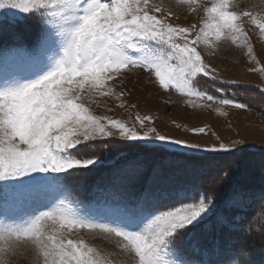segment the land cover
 Listing matches in <instances>:
<instances>
[{
    "label": "snow or ice",
    "instance_id": "snow-or-ice-1",
    "mask_svg": "<svg viewBox=\"0 0 264 264\" xmlns=\"http://www.w3.org/2000/svg\"><path fill=\"white\" fill-rule=\"evenodd\" d=\"M175 5L186 6L192 13L202 7L199 25L170 22L175 13L163 0H0V36L15 37L16 29L28 21L37 28L31 45L14 42L0 49V264L28 252L33 254L31 264H116L110 254L71 238L80 231L114 242L131 264H194L176 248V239L190 237L215 213V193L177 197L164 208L145 197L95 215L91 210L81 214L63 198L51 196L62 190L69 177L94 170L99 163L96 142L103 138L118 136L160 149L234 151L224 143L202 148L155 128L141 134L121 120L93 114L85 103L91 97L121 101L124 93H117L112 82L139 70L154 78L162 91H175L188 97L189 103L195 97L248 108L235 99L201 90L198 84L207 78L212 82L209 87L219 94L225 84L236 83L226 80L205 59L206 50L214 55L222 43L240 49L249 64H260L244 25L247 18L264 41V10H237L234 0L207 4L175 0ZM249 71L264 72V67ZM124 106L122 101L118 104ZM136 120L144 127L151 117ZM194 131L204 133L205 129ZM243 198L242 192L232 190L224 198V207L236 208ZM10 204L21 211L9 216ZM257 212L264 218V199L251 215ZM220 222H228L227 217ZM247 222L245 217L239 223ZM240 251L233 249L231 254Z\"/></svg>",
    "mask_w": 264,
    "mask_h": 264
},
{
    "label": "rangeland",
    "instance_id": "rangeland-1",
    "mask_svg": "<svg viewBox=\"0 0 264 264\" xmlns=\"http://www.w3.org/2000/svg\"><path fill=\"white\" fill-rule=\"evenodd\" d=\"M156 2H160V0H156ZM234 2L239 5L237 10L247 9L254 12L264 10V0H234ZM163 3L166 8H171L175 13L170 22L185 26L191 23L199 25L203 16L202 7L192 13L186 6L177 7L175 0H163ZM202 3H210V0H202ZM244 26L249 32L254 52L260 64L257 65L255 62L249 64L248 58L242 54L240 49L222 43L214 55L208 54L212 50H206L204 52L205 59L216 67L226 80L236 81V83L225 84L224 90L219 94L216 93L215 87H209L212 82L207 78H203L198 87L201 90H207L210 94L223 95L245 103L248 105L247 109L211 104L195 97H192L191 103H189L188 97L181 96L175 91H162L153 83L154 78L139 70H133L112 82L117 93H124L121 98L125 105L123 108L118 107L121 101L116 100L115 97H91L85 100L93 114L121 120L141 134L155 128L162 135L199 143L202 148L219 147L221 143H224L232 147L234 151L230 153L193 152L186 149L181 151L175 146L160 149L145 147L143 142L123 141L118 136L103 138L96 142L99 145L95 149L99 163L93 171L77 175L80 181L101 185L88 187L85 193L90 194L88 198L91 199L84 201L88 198L78 194L73 195L65 183L60 192H54L51 196L63 198L69 207L82 210L81 214H83V210H91L95 215L117 204L136 201L133 196L125 200L130 194L123 192L124 189L129 192L125 185L131 188L135 183V186L139 187V184L142 185L144 180H148L149 190L138 188L140 196L137 200L148 197L151 204L160 208L173 204L177 197L193 195L196 192H208L209 195L217 194L215 213L193 231L199 233L198 229L209 224L216 229L222 227L223 234L228 228H238L236 223L240 219V215L227 210L222 212L224 210L222 209L224 205L221 206L223 197L232 190H238L244 194L238 207L231 210H244L245 205L251 202L250 199L261 201L264 198V72L249 71L250 67H264V41L260 39L258 30L247 22V18H245ZM19 31L22 35L18 34ZM36 35L35 23L28 21L16 29L15 37L12 35L0 36V44L3 38L8 37L11 39L8 45L14 42L31 45ZM3 47L0 46V49ZM0 71L3 69L0 68ZM221 112L225 115H221ZM137 116L151 117V121H145L144 127H140L136 120ZM199 128H204L205 132L194 131ZM151 134L155 135V133ZM143 152L148 156H145ZM139 154H144L147 158H141L140 161L139 158H136ZM194 155L205 157L208 160L205 163L188 164L190 157ZM183 157L187 159L185 162H183ZM103 178L108 179L102 181ZM182 181L187 184L196 183L204 188L199 191L191 186L175 188ZM121 185L124 189L119 192L118 187ZM163 187L175 191L164 192L162 191ZM120 197H123V200ZM2 210L0 209V211ZM19 211L21 210L10 204L7 214L13 216ZM222 217H227L228 222L221 223ZM255 218L257 219L255 222H259L260 226L264 225V218H261L259 212ZM255 231L253 236L259 238V232ZM71 238L74 240L83 239L88 244L110 254V258L116 264H131L130 258L121 254L114 242L108 241L100 235L80 231L72 233ZM201 245V241H192L190 249L202 256H208L207 250H203ZM252 250L253 252L257 251L256 249ZM258 252L262 253V262L258 264H264V251L259 250ZM32 257L31 252H28L25 257H9L8 264H31ZM194 264L209 263L194 262Z\"/></svg>",
    "mask_w": 264,
    "mask_h": 264
},
{
    "label": "trees",
    "instance_id": "trees-1",
    "mask_svg": "<svg viewBox=\"0 0 264 264\" xmlns=\"http://www.w3.org/2000/svg\"><path fill=\"white\" fill-rule=\"evenodd\" d=\"M18 32V31H17ZM19 35H22V33H18ZM17 34V35H18ZM9 40H11L8 37L3 38L0 46H5L9 44ZM146 155L145 152H143ZM144 154H139L138 157H136L137 159L139 158L140 161L142 160L141 158H147L144 156ZM191 159L187 162L188 164H193L195 165V163L200 164V163H205L207 162V158L205 157H197V156H192L190 157ZM185 162L187 159L186 157L182 158ZM108 178H103L102 181L107 180ZM79 181V185H78V181ZM64 183L66 184V186L69 188L70 192L75 195L78 194L79 196H85V198L90 197V194L88 195V193H85L88 190V187H92V186H96L99 187L101 185L99 184H92L87 182V181H80L79 176L75 175L74 177H69L66 181H64ZM195 183V182H194ZM121 184V183H120ZM137 184V182H136ZM148 184L149 181L148 180H144V182L142 183V185L139 184L138 186H131L128 187L127 185H125L127 187V189L129 190V192H126V190L123 188V186L121 185V187H118L119 192L122 191L125 194H129V196H125V200H128L129 198H131L132 196L135 198V200H137L140 196V193L138 192V188L140 190H147L148 189ZM187 186H191L193 189L196 190H203V186L201 185H197L195 184H187V182H179L177 187H182V188H188ZM135 189V190H134ZM149 190V189H148ZM175 191L174 189H165L163 187L162 191L164 192H171V191ZM135 191V193H134ZM226 196V195H225ZM224 198L222 199V205H224L223 201ZM91 198L85 199L84 201H89ZM120 199L123 200V197H120ZM264 199V198H262ZM81 200V199H80ZM255 199H250V203L248 205H245V209L244 210H231V209H225L222 206V209H224L222 212H225V210L227 211H231V212H235L236 214L240 215V219H238V222L236 223V226H238V228H234V229H229L226 230V232L223 234L222 233V227H220L219 229L213 228L212 225H208L206 228L201 227L198 232L193 231L192 235L190 237H187L185 235L182 236H178L176 239V248L181 249L184 252V258L191 260L193 262H197V263H203V262H208L209 264H231L232 261L235 260H239L240 264H258L259 262H262V253L257 251H264V235L261 234V226L259 222H255L257 221V219L255 218V216H252V209L254 207H256V205H258L260 203V200H256ZM248 217V222L244 223L242 226L240 225V221L245 218ZM234 224V223H233ZM232 224V225H233ZM206 225V224H205ZM227 227V226H226ZM225 227V228H226ZM242 227V230H241ZM203 228V230H202ZM255 230H257V232H259L260 236L258 237H254V232H256ZM225 231V230H224ZM247 233V234H245ZM230 236V237H228ZM187 239V240H186ZM207 239V240H206ZM192 241L195 242H200L201 241V248L203 250H207V255L208 256H202L200 253L195 252L193 249H190V243ZM261 241V242H260ZM233 249H241L242 251L238 252L235 255H232V251ZM252 249H256L257 251L253 252ZM244 253H247V255H244ZM257 256V257H256ZM247 258H249V260H247Z\"/></svg>",
    "mask_w": 264,
    "mask_h": 264
}]
</instances>
